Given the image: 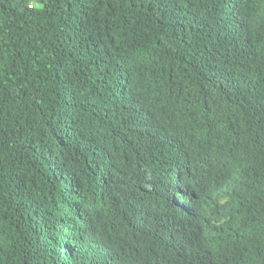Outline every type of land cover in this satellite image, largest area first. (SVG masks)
Listing matches in <instances>:
<instances>
[{"label":"trees","instance_id":"1","mask_svg":"<svg viewBox=\"0 0 264 264\" xmlns=\"http://www.w3.org/2000/svg\"><path fill=\"white\" fill-rule=\"evenodd\" d=\"M0 264H264V0H0Z\"/></svg>","mask_w":264,"mask_h":264}]
</instances>
